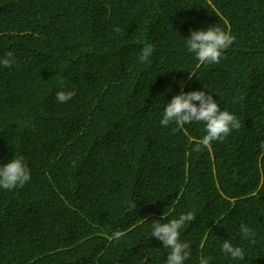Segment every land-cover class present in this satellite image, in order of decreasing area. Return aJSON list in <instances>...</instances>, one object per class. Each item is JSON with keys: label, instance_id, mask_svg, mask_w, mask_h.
Instances as JSON below:
<instances>
[{"label": "trees", "instance_id": "trees-1", "mask_svg": "<svg viewBox=\"0 0 264 264\" xmlns=\"http://www.w3.org/2000/svg\"><path fill=\"white\" fill-rule=\"evenodd\" d=\"M209 26L235 37L219 64L187 49ZM9 51L0 165L22 157L31 179L0 187V264H165L151 223L188 212L184 264H264V0H0ZM198 90L241 121L199 151L203 122L160 123L174 95Z\"/></svg>", "mask_w": 264, "mask_h": 264}, {"label": "clouds", "instance_id": "clouds-1", "mask_svg": "<svg viewBox=\"0 0 264 264\" xmlns=\"http://www.w3.org/2000/svg\"><path fill=\"white\" fill-rule=\"evenodd\" d=\"M117 33L121 31L119 27L114 29ZM235 40V37L223 31L220 27H207L198 31L190 30L186 39V45L189 52L195 54L200 64H219L223 50L227 49ZM154 51L152 44H146L139 53L141 62L147 61ZM15 63L14 55L11 51L0 57V65L11 68ZM191 76V74H189ZM63 82L61 81V84ZM75 95L74 90L58 91L55 99L64 103L72 99ZM194 101L198 102L193 103ZM203 122L205 135L196 141V150L200 146L210 148L213 141L223 139L233 130H239L241 121L228 112L221 110L218 103L210 94L204 90L181 91L174 95L171 100L163 107L162 126H168L175 123L177 128H183L185 124ZM177 129H173L176 131ZM261 148H264V141H261ZM31 179L30 171L23 162L22 157H14L7 163L0 165V187L12 190L17 187H23ZM129 210L136 208L135 201H128ZM163 219V217H161ZM195 219V214L188 212L181 214L178 218L170 222L161 223L153 221L151 223V236L161 241L163 247L169 249L165 264H184L189 257V244L180 241V229L187 223ZM240 232L245 238L254 236V232L247 225H240ZM125 233L116 231L110 239L119 240ZM221 251L233 259H243L244 251L241 247L233 246L227 239L224 240ZM199 264H209L208 258H201Z\"/></svg>", "mask_w": 264, "mask_h": 264}]
</instances>
